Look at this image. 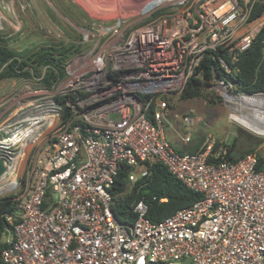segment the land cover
<instances>
[{"label": "built area", "instance_id": "built-area-1", "mask_svg": "<svg viewBox=\"0 0 264 264\" xmlns=\"http://www.w3.org/2000/svg\"><path fill=\"white\" fill-rule=\"evenodd\" d=\"M165 1L155 8L160 16L153 27L137 31L128 43L127 56L145 61L109 79L113 99L104 104L68 99L81 122L50 131L49 148L31 180H19L20 162L45 130L27 129L20 146L0 141L6 167L0 179L19 207L5 214L3 264H264V171L257 168V151H230L232 142L210 132L195 152L185 150L196 131L189 114L181 117V147L166 131L170 97L181 95L194 75L193 58L187 65L183 55H196L197 68L207 51L214 52L210 56L224 73L212 79L225 84L264 28V9L251 17L255 3L264 0ZM149 28L151 42L143 32ZM90 84L87 90L97 86L95 80ZM61 114L58 109L53 116ZM156 163L202 198L159 222L147 217L144 198L133 200L135 221L119 220L114 206L128 187L117 190L120 171L127 168L125 181L140 189Z\"/></svg>", "mask_w": 264, "mask_h": 264}, {"label": "rangeland", "instance_id": "rangeland-1", "mask_svg": "<svg viewBox=\"0 0 264 264\" xmlns=\"http://www.w3.org/2000/svg\"><path fill=\"white\" fill-rule=\"evenodd\" d=\"M164 3L167 2L165 0H0L1 46L15 51L19 59L27 58L42 48L50 47L67 55L63 64L65 75L59 78L51 89L45 88L42 84V79L49 73L50 67L37 68L32 62L25 68L32 74L31 78L0 79V141L14 142L16 146H20L19 140L27 129H40L39 132L45 130L39 139L24 150L25 155L20 162L19 171L21 182L31 180L44 159L50 145L47 141L52 135L50 131L61 124L73 126L81 122V118L76 114L69 120H64L63 106L56 101V97L70 96L72 97L69 99L70 103L82 99H85V102L93 100L99 105L112 100L108 93L114 82L109 79L120 76L128 69L127 66L145 61L144 57L127 56L131 54V50L127 49L128 43H132L137 31L153 27L156 18L160 16L159 9L155 8ZM189 39L191 37H188L187 41ZM174 46L176 48L175 44ZM190 47L188 46V49ZM192 50L191 48L189 51ZM125 57L135 58L138 61L122 62ZM186 57L187 54H184L183 63L187 65L193 58V73L197 56L189 55L188 60ZM98 68L102 69V75L96 74ZM198 76L202 78V75ZM215 79L214 77L203 85L200 96L190 99H184L181 95L170 97L171 109L168 112L166 131L172 143L178 148L181 147L180 138L181 133L184 132L181 117L189 114L196 120V131L193 142L183 146L185 150L199 148L210 132L218 140L227 138L230 143L235 137H243L252 142L255 146L252 148L258 154L264 156V133L253 131L234 118V115H247L253 112V109L239 101L241 95L264 98V93L247 94L229 78L225 84H220ZM94 80L97 86L87 90ZM224 92L230 94L233 101H229ZM58 109L62 112L61 118L53 116ZM256 118V123L264 127V114ZM33 121L40 123L35 124ZM240 148L243 146L240 145ZM1 180L0 199L8 195ZM132 186L128 185L122 198L130 195ZM5 239L6 233H3L0 242L5 243ZM172 264H191V262L183 259Z\"/></svg>", "mask_w": 264, "mask_h": 264}, {"label": "trees", "instance_id": "trees-1", "mask_svg": "<svg viewBox=\"0 0 264 264\" xmlns=\"http://www.w3.org/2000/svg\"><path fill=\"white\" fill-rule=\"evenodd\" d=\"M263 9L264 3L256 2L251 17H258ZM211 53L214 52L207 51L200 66L195 69L194 75L190 77L183 89L182 98L190 99L200 96L203 85L212 79L214 73L219 76L223 75L224 69L221 67L219 59H213L210 56ZM66 58L67 55L64 52L56 51L54 47H50L42 48L27 58L19 59L15 51L0 45V79L31 78L32 74L25 68L32 62L36 64L37 68L41 66L50 67L49 73L42 79V84L45 88L51 89L59 78L65 75L63 64ZM226 60L230 63V59L226 58ZM235 65L239 69L230 75V79L236 82L242 91L251 95L264 93V28L256 36L251 47L240 54ZM200 72L205 80L197 76ZM71 98L70 96L56 97V101L63 106L62 118L66 121L72 116L71 107L66 104ZM240 145L255 147L252 142L243 137H235L230 145V151L239 149ZM197 149L198 147H195L189 151L195 152ZM249 151H253V148L245 152ZM257 168L264 171V156L260 154H258ZM151 170L152 175L146 179L140 189H138V185L133 186L130 195L119 198L114 206V213L119 220L128 221V223L135 221L133 200L138 201L144 198L148 206L147 217L153 222H159L202 198L200 193L189 189L180 179L176 178L164 164L156 163L151 167ZM128 173L127 168L120 171L117 190L129 185L125 181ZM162 198H166V200L161 201ZM18 209V202L13 200V197L8 196L0 199V239L9 226L5 214L17 212ZM6 246V243L0 242V264H3L1 253Z\"/></svg>", "mask_w": 264, "mask_h": 264}, {"label": "bare ground", "instance_id": "bare-ground-1", "mask_svg": "<svg viewBox=\"0 0 264 264\" xmlns=\"http://www.w3.org/2000/svg\"><path fill=\"white\" fill-rule=\"evenodd\" d=\"M143 30V32H147L146 34V39L148 41H153L155 37L152 35V30ZM124 31V29H122ZM119 53V52H118ZM99 78V77H98ZM90 87V86H89ZM226 92V91H225ZM224 92V93H225ZM227 99L229 101H233V98L230 94L225 93ZM239 101L243 103L244 105H247L251 109H253V112L247 115H234V118L238 120L240 123L245 125L246 127L250 128L251 130L257 132V133H264V127L260 126L258 123H256L255 119L256 117L262 116L264 114V109H263V103H264V98L259 97V96H248V95H241L239 98ZM236 102V100H235ZM236 104V103H235ZM239 107V106H238ZM242 109V108H241ZM249 111V110H248ZM251 111V110H250ZM36 118V117H35ZM262 118V117H261ZM30 122V121H29ZM33 123H35L33 121ZM32 123V124H33ZM46 127V126H45ZM40 130V129H39ZM26 131V130H25ZM21 132V131H20ZM22 133V132H21Z\"/></svg>", "mask_w": 264, "mask_h": 264}, {"label": "water", "instance_id": "water-1", "mask_svg": "<svg viewBox=\"0 0 264 264\" xmlns=\"http://www.w3.org/2000/svg\"><path fill=\"white\" fill-rule=\"evenodd\" d=\"M238 69H239V68L237 67V70H238ZM236 72H237V71H236ZM5 170H6V167H5L4 161H3V160H0V175H1L2 173H4Z\"/></svg>", "mask_w": 264, "mask_h": 264}]
</instances>
